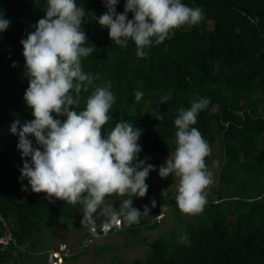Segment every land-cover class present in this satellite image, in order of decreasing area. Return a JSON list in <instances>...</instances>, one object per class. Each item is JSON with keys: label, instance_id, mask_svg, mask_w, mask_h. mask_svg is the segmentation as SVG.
<instances>
[{"label": "trees", "instance_id": "16d2710c", "mask_svg": "<svg viewBox=\"0 0 264 264\" xmlns=\"http://www.w3.org/2000/svg\"><path fill=\"white\" fill-rule=\"evenodd\" d=\"M76 2L86 12L82 30L87 41L83 46L94 48L81 58L82 70L93 77V84L80 93L76 110L85 109L86 99L96 87L110 85L115 101L103 133L107 135L122 118L142 130L138 159L147 158L157 176L160 158L175 152L174 120L179 110L189 109L198 97L207 98L210 103L193 125L211 148L206 165L213 160L214 145L223 150L216 197L205 205L192 227L162 233L143 260L126 263L115 257L114 263L264 264V0H181L201 8L203 20L176 30L159 45L153 41L144 49V58L136 55L131 39L126 47L116 45L109 30L98 24L107 11L102 0ZM124 5L125 0H119L118 14L123 13ZM47 6V0H0V16L11 22L7 31L0 32V240L12 237L8 244L0 243V264H47L50 231L83 210L79 203L49 201L45 194L31 191L27 180H21L24 161L17 148L18 135L10 132L17 119L21 125L34 119L23 99L28 80L20 41L35 30ZM132 18L129 13L128 19ZM136 91L143 93L140 101ZM164 96L170 99L160 104ZM153 109L164 118H154ZM29 139L36 146L35 138ZM151 183L146 184L151 187ZM156 205L154 220L143 227L145 231L156 230L161 223L156 217L164 207ZM170 205L178 210L175 198ZM184 222L189 223L180 224L185 226ZM185 234L190 244L180 242ZM92 237L86 229L78 252L57 261L77 262L87 254ZM99 249L103 253L109 246Z\"/></svg>", "mask_w": 264, "mask_h": 264}, {"label": "clouds", "instance_id": "9594fccd", "mask_svg": "<svg viewBox=\"0 0 264 264\" xmlns=\"http://www.w3.org/2000/svg\"><path fill=\"white\" fill-rule=\"evenodd\" d=\"M102 2L107 11L98 18V24L109 30V38L116 45L126 47L131 39L140 58L147 55L144 49L152 46L153 41L159 45L176 30L197 25L204 18L201 8L189 7L181 0H125L120 14L116 11L119 0ZM47 5L35 30L20 41L28 80L23 99L34 117L23 125L19 119L10 125L11 134L18 135L17 148L24 161L21 180L26 179L33 193H43L49 201L55 198L71 205L81 204L84 213L81 223H87L93 235L88 242L106 239L123 230L120 216L128 225L138 224L141 216H149L147 206L143 214L133 207L132 197L146 196V180L155 166L147 164V158L138 159L142 130L133 123L122 118L107 135L103 133L115 101L110 85L96 87L86 99L85 109L76 110L80 93L87 92L93 84V77L81 65V58L94 51L93 47L83 46L87 41L82 30L86 12L77 6L76 0H47ZM129 13L133 14L132 19H128ZM10 23L0 16V32L7 31ZM142 97L141 91L135 92L137 101ZM169 99L170 96L162 97L160 104ZM209 103V99L198 97L189 109L179 110L174 120L175 152L159 168L162 178L173 173L179 177L176 202L179 210L187 215L203 212L206 190L212 184L206 165L211 148L193 127L198 113ZM151 114L158 121L164 118L158 109H153ZM29 137L35 138L36 146ZM21 190L27 191V188ZM113 194L130 198L123 201L120 210L102 208L105 198ZM151 205L156 207L154 199ZM98 210L99 216L109 219L97 227L94 214ZM163 212L156 217L160 222L165 217ZM120 222L121 228L116 229ZM180 242L190 244L188 235H183ZM62 246L48 250L47 261L65 264L57 259L75 255L76 252L67 255L66 247ZM55 254L60 256L55 258Z\"/></svg>", "mask_w": 264, "mask_h": 264}, {"label": "rangeland", "instance_id": "374dc122", "mask_svg": "<svg viewBox=\"0 0 264 264\" xmlns=\"http://www.w3.org/2000/svg\"><path fill=\"white\" fill-rule=\"evenodd\" d=\"M172 155L173 154H168L160 158L162 166L165 165V161L168 159V157H171ZM212 156L213 160L210 165L207 166V171L210 173L212 178V184L206 190V205L216 197L214 189L218 187L219 174H221L223 171V150L219 144H216L212 147ZM154 158H157V156H154ZM149 181L152 183L151 187H148V192L145 197H132L133 207L139 209L143 214L144 207L147 206L150 209L148 213L149 216H141L139 223L133 225H128L123 216H120L119 218L123 220V229L126 230H124L125 232L110 236L106 239H96L90 241V244H88L87 254L78 259L77 262L70 263L69 261L65 264H115V257L122 259L126 263H130L136 259L143 260L149 253H151L152 244L157 239L163 237L162 233H165L167 230L169 231V229H176V231L180 233L182 229H189L192 227L191 224H194L200 215L198 214L195 216V219H193L192 215L182 213L179 208L178 210H174L170 205V200H172V198L176 199L178 194L179 177H176L173 173L168 177L162 178L160 177L159 173L157 176H154L153 172H150L146 183L148 184ZM129 198L130 197L127 195L119 196L117 194H113L105 198V202L101 207L120 210L123 201ZM153 199L155 200L156 204H162L164 206L163 213L165 217L155 228L156 230L145 231L143 230L145 229L143 227H146V224L150 225L154 220L155 207L153 208L151 205V201ZM83 214L84 213L82 210L73 216L64 218V220L58 223V226L54 227V230L50 231L49 235L51 236L52 241L49 250L63 245L62 247H66L67 249V255H71L76 251L78 252L80 245L79 243H81L82 239L84 238L86 229H90V226L87 223H81L83 220ZM94 218H97V227L101 225L103 221L109 219L107 216H99V210L94 214ZM185 220L189 221V223L184 222L185 226L180 224V221ZM66 222L67 226H64L63 223ZM188 225L190 226L188 227ZM105 246H109V249L101 253L99 248ZM47 264L54 263L49 262L48 260Z\"/></svg>", "mask_w": 264, "mask_h": 264}, {"label": "built area", "instance_id": "2783aa9c", "mask_svg": "<svg viewBox=\"0 0 264 264\" xmlns=\"http://www.w3.org/2000/svg\"><path fill=\"white\" fill-rule=\"evenodd\" d=\"M121 222L116 224V229H120L121 228ZM110 229H112L110 227ZM108 233V232H107ZM107 234L104 233V236H106ZM12 240V237L10 235L6 236L5 238L1 239L0 240V243H3V244H8L10 241ZM57 256H60V254H55L54 257L57 258Z\"/></svg>", "mask_w": 264, "mask_h": 264}, {"label": "crops", "instance_id": "0c3cea01", "mask_svg": "<svg viewBox=\"0 0 264 264\" xmlns=\"http://www.w3.org/2000/svg\"><path fill=\"white\" fill-rule=\"evenodd\" d=\"M171 154V153H170Z\"/></svg>", "mask_w": 264, "mask_h": 264}]
</instances>
